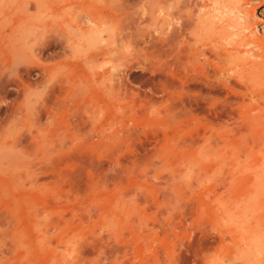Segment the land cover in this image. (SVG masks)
<instances>
[{"label": "rangeland", "instance_id": "374dc122", "mask_svg": "<svg viewBox=\"0 0 264 264\" xmlns=\"http://www.w3.org/2000/svg\"><path fill=\"white\" fill-rule=\"evenodd\" d=\"M54 1L0 0V264H264V81L242 132V95L187 82L224 0Z\"/></svg>", "mask_w": 264, "mask_h": 264}, {"label": "bare ground", "instance_id": "6f19581e", "mask_svg": "<svg viewBox=\"0 0 264 264\" xmlns=\"http://www.w3.org/2000/svg\"><path fill=\"white\" fill-rule=\"evenodd\" d=\"M219 6L216 5L219 9H214H216V13L220 12V15L219 13L214 14V12L211 13V11H209V14L211 15H209V17L207 16L208 18L206 19L202 17V14H197L196 18L195 14L194 16L190 15L187 17V82L190 80V69L193 72H198V65H200L202 68L200 70L201 74L205 75L210 82H212V88L214 86L217 88L221 85L224 89L233 92V94L242 95L243 100L241 102H234L235 104H238V107L235 105L233 108L236 110L238 108L240 109V117L237 118L235 126L232 127L233 129L242 132L244 129L250 128L249 125H252L251 122H253L255 115L253 116L251 113H244L243 107L247 103H245V96L247 95L248 87H246L245 91L240 92L237 89V85L242 83L248 77L254 78V80L259 79L260 82L258 83L260 84L264 81V36L259 34V30L252 24V22L249 24L243 23L242 19L244 18L243 14L245 13V10L242 9L241 5H235L234 0H224L222 6L220 3ZM254 10L255 8L253 9V13ZM204 23H208L206 24L208 26L211 25L210 28L214 27V31L217 30V33H214L217 34L216 40L208 47L201 41L203 38L201 37V28L205 25ZM91 25L95 26L97 33L101 31L96 22H93ZM79 34L81 37L82 34ZM86 38H88V35H86ZM99 38L100 40L103 39L101 37ZM97 39L98 38H96V40ZM98 42L99 41L97 40V43ZM97 45L99 44H96V46ZM201 58H203L204 61H202ZM210 73L212 74L210 75ZM263 85L264 84L262 83V86ZM215 91L219 92L220 90ZM220 110L218 103L213 102L211 103L208 113H213L218 116L219 112L221 113ZM226 128H229V125H227Z\"/></svg>", "mask_w": 264, "mask_h": 264}]
</instances>
